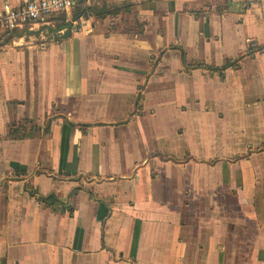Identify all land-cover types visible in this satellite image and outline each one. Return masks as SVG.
<instances>
[{"label":"crops","instance_id":"obj_1","mask_svg":"<svg viewBox=\"0 0 264 264\" xmlns=\"http://www.w3.org/2000/svg\"><path fill=\"white\" fill-rule=\"evenodd\" d=\"M85 2L0 46V264H264V0Z\"/></svg>","mask_w":264,"mask_h":264},{"label":"built area","instance_id":"obj_2","mask_svg":"<svg viewBox=\"0 0 264 264\" xmlns=\"http://www.w3.org/2000/svg\"><path fill=\"white\" fill-rule=\"evenodd\" d=\"M81 1L83 0H22L17 9L6 6L0 14V38L5 32L43 23L54 15H71L74 7ZM244 1L251 5L257 0Z\"/></svg>","mask_w":264,"mask_h":264},{"label":"rangeland","instance_id":"obj_3","mask_svg":"<svg viewBox=\"0 0 264 264\" xmlns=\"http://www.w3.org/2000/svg\"><path fill=\"white\" fill-rule=\"evenodd\" d=\"M74 12L71 15L66 16L67 22H71L74 18ZM64 14L59 15L58 17H54L52 19L46 20L43 23H40L39 26H35L33 30L25 29L21 31L20 35L22 38L14 37L8 40L10 35L5 36L4 38L0 39V46L1 45H14L15 43L21 45H31L41 47L42 45H50L52 43L61 42L63 37V33H59L58 29L64 22ZM76 17V16H75ZM78 25V24H75ZM74 32V31H72Z\"/></svg>","mask_w":264,"mask_h":264},{"label":"trees","instance_id":"obj_4","mask_svg":"<svg viewBox=\"0 0 264 264\" xmlns=\"http://www.w3.org/2000/svg\"><path fill=\"white\" fill-rule=\"evenodd\" d=\"M86 2L83 0L79 3L78 8H75L76 10L74 11V18H81V16H86L87 12L86 9H84ZM63 22H67V17L65 15L64 17V21ZM68 26V24H67ZM9 32H5L1 38H4L5 36L9 35ZM69 37V36H68ZM10 40V39H9ZM197 68H206L207 70L210 71H216L219 73H222L223 71L229 69V68H238V63H236V61H227L223 66L221 67H211L205 64H197L196 65ZM38 130V127H36L34 125V123L30 120H25L23 122H21L20 124H15L11 127V136L15 139H27V138H31V136L33 135V133H35ZM16 173H18L19 176L23 177L25 175V173L16 170ZM31 190V189H30ZM42 201L44 203H47L48 205H50L54 210H57V206H59V201L58 198L55 195H50L48 198L46 199H42Z\"/></svg>","mask_w":264,"mask_h":264},{"label":"water","instance_id":"obj_5","mask_svg":"<svg viewBox=\"0 0 264 264\" xmlns=\"http://www.w3.org/2000/svg\"><path fill=\"white\" fill-rule=\"evenodd\" d=\"M59 15H54L52 16L50 19L54 18V17H58ZM68 24V26H67ZM35 26H39V24H34V25H27V26H23V27H19L17 28L16 30H13L9 35L8 37V40L9 39H12L14 37H17V38H22V36L20 35L21 31H24L25 29H30V30H33V28ZM78 25H75V19L71 22H64L61 26H59V29H58V32L59 33H63V37L61 40H66V39H69L70 36L72 35V31H78ZM69 36V37H68Z\"/></svg>","mask_w":264,"mask_h":264}]
</instances>
